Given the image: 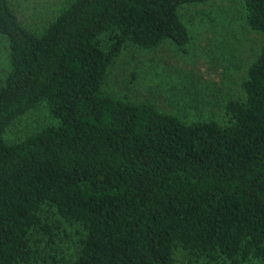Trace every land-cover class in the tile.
Instances as JSON below:
<instances>
[{"label":"trees","instance_id":"16d2710c","mask_svg":"<svg viewBox=\"0 0 264 264\" xmlns=\"http://www.w3.org/2000/svg\"><path fill=\"white\" fill-rule=\"evenodd\" d=\"M208 1L59 0L31 31L0 0V264L264 263V0H238L262 41L220 117L104 89L126 48L185 50L179 10ZM40 103L53 122L7 140Z\"/></svg>","mask_w":264,"mask_h":264},{"label":"rangeland","instance_id":"374dc122","mask_svg":"<svg viewBox=\"0 0 264 264\" xmlns=\"http://www.w3.org/2000/svg\"><path fill=\"white\" fill-rule=\"evenodd\" d=\"M58 2L13 0L20 21L31 31H39L48 19L46 9ZM179 13L190 30L187 51L167 43L154 51L126 48L110 66L104 89L135 101L150 100L159 110L187 120L220 117L222 104L228 97L243 98L240 81L262 38L246 26L243 5L238 0L187 4ZM7 62L6 41L0 36V77L7 70ZM52 122L45 104L40 103L10 126L5 138L10 141L27 125L33 127L25 130L30 133ZM22 136L24 133L19 138ZM64 230L74 232L68 226ZM73 239L74 235H62L54 251H71ZM174 256L179 263L194 264L180 248ZM244 264L264 263L251 260Z\"/></svg>","mask_w":264,"mask_h":264}]
</instances>
